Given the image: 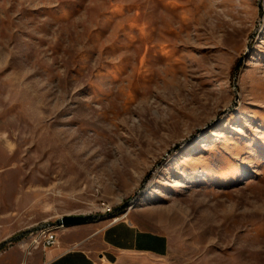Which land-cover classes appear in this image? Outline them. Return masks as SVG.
I'll return each mask as SVG.
<instances>
[{
	"label": "rangeland",
	"instance_id": "obj_1",
	"mask_svg": "<svg viewBox=\"0 0 264 264\" xmlns=\"http://www.w3.org/2000/svg\"><path fill=\"white\" fill-rule=\"evenodd\" d=\"M104 204L170 238L111 264H264V0H0V243Z\"/></svg>",
	"mask_w": 264,
	"mask_h": 264
},
{
	"label": "crops",
	"instance_id": "obj_2",
	"mask_svg": "<svg viewBox=\"0 0 264 264\" xmlns=\"http://www.w3.org/2000/svg\"><path fill=\"white\" fill-rule=\"evenodd\" d=\"M128 215L89 235H82L80 227H65L56 245L34 249L28 256L13 245L0 254V264H111L134 253L167 256L170 238L143 226L135 213Z\"/></svg>",
	"mask_w": 264,
	"mask_h": 264
},
{
	"label": "built area",
	"instance_id": "obj_3",
	"mask_svg": "<svg viewBox=\"0 0 264 264\" xmlns=\"http://www.w3.org/2000/svg\"><path fill=\"white\" fill-rule=\"evenodd\" d=\"M262 1V0H261ZM105 206V204H104ZM105 214H110L112 209L103 208ZM58 243L57 230H53V225L50 222L42 223L36 228L31 229L20 242V246L25 249V255L28 256L32 250L37 248H48Z\"/></svg>",
	"mask_w": 264,
	"mask_h": 264
},
{
	"label": "water",
	"instance_id": "obj_4",
	"mask_svg": "<svg viewBox=\"0 0 264 264\" xmlns=\"http://www.w3.org/2000/svg\"><path fill=\"white\" fill-rule=\"evenodd\" d=\"M261 0H259L260 2ZM188 140H183L181 143L182 145L185 144ZM180 146V145H179ZM126 206V205H125ZM106 217L112 218L114 217L113 214H88V215H63L59 219H57L55 222H50L52 225L57 226H63V227H71V226H78L90 221H100ZM31 230L24 231L18 236L11 237L10 239H5L2 243H0V249H2L5 245L11 244L14 241H17L18 239L23 238L25 235H27Z\"/></svg>",
	"mask_w": 264,
	"mask_h": 264
},
{
	"label": "bare ground",
	"instance_id": "obj_5",
	"mask_svg": "<svg viewBox=\"0 0 264 264\" xmlns=\"http://www.w3.org/2000/svg\"><path fill=\"white\" fill-rule=\"evenodd\" d=\"M143 199H145V198H143ZM140 200H142V198L140 199V197H138V198L136 199V201H137L136 203H138ZM132 208H133V207H131L130 210H131ZM108 209H110V208L108 207ZM128 214H129V211L126 212V213H124L122 216H119V217L115 218L114 221H117V220H119V219H121V218H124V217H126ZM57 228H63V227H62V226L53 225V230H56ZM24 264H27V263H24Z\"/></svg>",
	"mask_w": 264,
	"mask_h": 264
}]
</instances>
